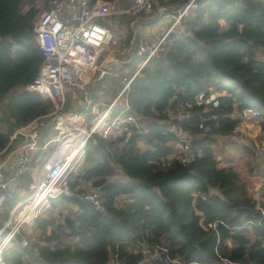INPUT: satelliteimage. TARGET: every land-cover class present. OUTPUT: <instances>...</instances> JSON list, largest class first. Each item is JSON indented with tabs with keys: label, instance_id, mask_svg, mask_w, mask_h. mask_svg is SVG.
Masks as SVG:
<instances>
[{
	"label": "trees",
	"instance_id": "1",
	"mask_svg": "<svg viewBox=\"0 0 264 264\" xmlns=\"http://www.w3.org/2000/svg\"><path fill=\"white\" fill-rule=\"evenodd\" d=\"M159 1L180 6L188 0ZM196 5L184 19L190 36L168 45L130 84L129 114L145 128L129 136L94 135L85 146L70 187L88 181L100 187L106 213L81 197L52 199L60 215L68 205L76 214L59 220L49 210L37 217L43 243L23 246L20 232L3 254L6 264H264V193L253 198L238 165L221 164L215 147L218 136L242 124L245 109L258 112L250 121L264 133V61L257 58L264 49V0ZM35 14L34 0H0V150L13 129L53 111L50 100L24 90L42 60L32 34ZM132 21L123 22L127 44ZM178 107L186 118L174 117ZM171 125L190 134L194 160L177 159ZM122 197L129 202L120 203ZM18 200L6 201L0 220ZM155 245L164 251L148 262L146 250Z\"/></svg>",
	"mask_w": 264,
	"mask_h": 264
},
{
	"label": "built area",
	"instance_id": "2",
	"mask_svg": "<svg viewBox=\"0 0 264 264\" xmlns=\"http://www.w3.org/2000/svg\"><path fill=\"white\" fill-rule=\"evenodd\" d=\"M168 1L163 0L164 3ZM36 2L39 6L35 7L32 34L42 60L36 76L24 90L50 100L53 111L44 118H35L27 125L13 129L8 144L0 150V214L4 211L5 202L17 193L21 177L30 170L34 154L44 153L36 183L30 185L33 192L15 203L8 216L0 221V264H6L3 254L13 246L20 227L48 213L52 199L81 197L102 214L106 213L102 189L88 181L73 190L69 176L80 174L85 146L94 135L108 137L115 132V136H129L133 129L145 128L140 119L129 114L130 84L142 76L148 63L168 45L190 36L184 19L197 7L196 0H188L180 6H167L159 0H133L127 8L104 0H45V3L44 0H34ZM153 12L160 19L152 29L139 35L132 70L122 76L120 91L110 102L103 101L101 97L96 99L93 93L95 84L107 75L101 69L105 61L127 59L129 44L123 35L108 25L111 16L139 17ZM67 92L73 93V98L77 95L79 110L63 109ZM176 111L174 117L177 120L187 117L184 108L178 107ZM168 115L171 113L168 112ZM257 116L258 112L252 109L241 113L243 121ZM48 129L54 132L49 134ZM169 131L178 136L177 159L182 163L194 160L195 154L189 144L190 134L178 130L175 125H171ZM261 134L264 138V133ZM14 140L19 143L15 148L16 156L11 160L12 151L8 150ZM10 160V164H6ZM259 187L264 190V176L260 178ZM28 203H34L31 220L17 222L16 211ZM216 226L217 221L212 223L213 228ZM27 244V240L22 238L21 245ZM163 251L164 247L159 245L146 250L148 262L160 259Z\"/></svg>",
	"mask_w": 264,
	"mask_h": 264
},
{
	"label": "rangeland",
	"instance_id": "3",
	"mask_svg": "<svg viewBox=\"0 0 264 264\" xmlns=\"http://www.w3.org/2000/svg\"><path fill=\"white\" fill-rule=\"evenodd\" d=\"M132 1L133 0H129V4L122 8H127ZM37 6H39V3L37 2L36 4L34 3V7ZM23 9H25V5H22V10ZM120 16L121 15L111 16L108 25H110L113 29L117 30L118 34L123 35L124 38H126L128 33L127 24L123 23L126 20H133L131 23L136 22L134 27L138 31V37L139 35L141 36V34L145 31L142 30V28H144L142 27L143 22L148 23L147 26L155 25V23H153L155 12L147 15H140L139 17L123 16L122 19L120 18ZM257 58L259 60L264 61V49L259 50V52L257 53ZM129 72L131 71L126 68H122L121 72H116L114 69H112L109 74L103 76L102 79L104 80L102 79L99 80L95 84V88L93 90L96 99L101 97L103 98V101L110 102L121 89L122 76L124 74H128ZM66 95L67 98L63 109L75 110V111L79 110L78 108L79 98L77 97V95L75 94L76 98H73V93L71 92L69 93L67 92ZM214 97H215L214 95L212 94L210 95L211 100ZM0 109H1V104H0ZM141 122L142 124H145L143 120H141ZM253 124H254L253 121H242V124L236 128L237 130L234 133L225 136H218L216 138L215 147L218 157L221 158L222 160L221 164L229 163L230 159L234 160L235 163L238 165V170L240 174L247 181V190L249 194H251L253 198L260 200L264 193V190L259 187L260 178L264 176V149H263L264 138L262 137V134L254 133V130L252 128ZM2 129L4 132L8 130L5 125H3ZM47 132L50 134L53 133L54 131L53 129L52 130L48 129ZM114 133L111 136L114 137L116 135V133L115 134ZM39 157L41 160L44 157V153H39ZM116 175L117 177L121 175L119 169L117 170ZM75 176H76L75 174L70 175L69 181L71 182L74 181ZM33 183L35 184L36 181L33 180L27 181V183L25 184L26 185L25 188L21 190L20 194L18 195L19 199L22 200L24 197L26 198V195L31 194L33 192L34 189H31V187H29ZM128 202L129 199L124 197L120 198V203H123L125 205ZM49 210L59 220H62L64 216H74L76 209L74 205L66 206L65 208L61 209V215L59 214L58 211L60 209H52L51 205ZM47 214L48 213L46 212L39 215L38 217L40 216L45 217L47 216ZM36 218L32 219L31 222L28 224H23L18 232V234L21 232L22 238H25L28 244L31 245L43 243V238L39 230L36 228V224L34 223V220ZM172 264H178V263L173 262Z\"/></svg>",
	"mask_w": 264,
	"mask_h": 264
},
{
	"label": "crops",
	"instance_id": "4",
	"mask_svg": "<svg viewBox=\"0 0 264 264\" xmlns=\"http://www.w3.org/2000/svg\"><path fill=\"white\" fill-rule=\"evenodd\" d=\"M156 18V15L154 16V18L153 19H155ZM153 23H155L156 24V22H153ZM149 24H152V23H149ZM148 25V23H146V22H143L142 23V27H144V28H142V30H149V29H152L153 27H154V25L152 26V25H150V26H147ZM78 103H79V101H78ZM252 128H253V130H254V133L255 134H261V131H260V129L257 127V125L254 123L253 124V126H252ZM18 143H19V141L17 142V141H13L12 142V145H11V147H10V149L8 150V152H10V151H12V153H11V156H10V159L11 160H13L14 158H15V156H16V152H15V148L18 146ZM123 143H121V145H122ZM177 146V144H175V147ZM5 156H3V158H4ZM11 160L10 161H8V162H6V164H10V162H11ZM40 164H41V160H40V157H39V153H35L34 154V158H33V165H31L32 167H30V170L28 171V172H26L22 177H21V183H20V187H19V189H18V191H17V193L15 194V195H19L20 194V192H21V190H23L24 188H25V184L27 183V181H31V180H33V181H35L37 178V176H38V169H39V167H40ZM8 166V165H7ZM6 166V168L8 169V167ZM25 179H27V180H25ZM30 187V186H29ZM9 200V199H8ZM7 200V201H8ZM19 200H21V199H19ZM18 200V201H19ZM6 203V202H5ZM69 206V205H68ZM75 206V205H74ZM5 204H4V211H5ZM75 214H76V212H77V207L75 206ZM4 211H3V213H4ZM2 214V213H1ZM74 214V215H75ZM40 217H44V216H40ZM1 221V220H0ZM37 228V227H36ZM38 229V228H37ZM39 230V229H38ZM39 232H40V230H39Z\"/></svg>",
	"mask_w": 264,
	"mask_h": 264
},
{
	"label": "water",
	"instance_id": "5",
	"mask_svg": "<svg viewBox=\"0 0 264 264\" xmlns=\"http://www.w3.org/2000/svg\"><path fill=\"white\" fill-rule=\"evenodd\" d=\"M159 19L160 16H157L153 22H157ZM135 23L136 22H133L130 25V28L132 30V37L130 39L128 50L126 53L127 59L124 61L116 59L105 61L101 68L104 73L108 74L112 69L121 70L122 68L129 67L130 65H132L134 59V52L136 49V43L138 39V31L134 27Z\"/></svg>",
	"mask_w": 264,
	"mask_h": 264
},
{
	"label": "bare ground",
	"instance_id": "6",
	"mask_svg": "<svg viewBox=\"0 0 264 264\" xmlns=\"http://www.w3.org/2000/svg\"><path fill=\"white\" fill-rule=\"evenodd\" d=\"M34 207V203H28L22 207H20L15 214V219L17 222H28L32 217V209Z\"/></svg>",
	"mask_w": 264,
	"mask_h": 264
}]
</instances>
